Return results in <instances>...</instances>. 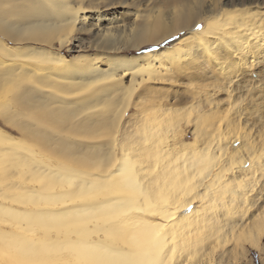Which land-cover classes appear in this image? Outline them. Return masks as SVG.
I'll use <instances>...</instances> for the list:
<instances>
[{
	"label": "bare ground",
	"instance_id": "obj_1",
	"mask_svg": "<svg viewBox=\"0 0 264 264\" xmlns=\"http://www.w3.org/2000/svg\"><path fill=\"white\" fill-rule=\"evenodd\" d=\"M263 241L264 0H0V264Z\"/></svg>",
	"mask_w": 264,
	"mask_h": 264
},
{
	"label": "rangeland",
	"instance_id": "obj_2",
	"mask_svg": "<svg viewBox=\"0 0 264 264\" xmlns=\"http://www.w3.org/2000/svg\"><path fill=\"white\" fill-rule=\"evenodd\" d=\"M116 10H111V14L112 13H115ZM117 12V11H116ZM121 12V11H120ZM128 20V19H126ZM79 35H81L82 39L80 40H77V38L79 37ZM88 37V38H87ZM91 37V36H90ZM89 36L87 35H83V34H76L75 35V41L73 40V42L71 43L70 47H69V51L66 50L65 51V54L68 55V56H71L73 54H76V51H78L79 49H81L82 47V51L85 52V53H93V52H86L87 50L85 48H87L89 46V41L91 40ZM88 42V43H87ZM87 45V46H86ZM81 46V47H80ZM78 48V49H77ZM226 99V94L224 92H221L218 96H217V100L221 101L223 99ZM233 114H234V111H233ZM131 115V114H130ZM187 133L190 134V139L192 140V126L190 125L187 130H186ZM263 249H264V241H263ZM231 248H229L230 250ZM252 255L249 253L247 255V258L245 259V261L242 262V264H264V250H262V252H259V251H251Z\"/></svg>",
	"mask_w": 264,
	"mask_h": 264
},
{
	"label": "snow or ice",
	"instance_id": "obj_3",
	"mask_svg": "<svg viewBox=\"0 0 264 264\" xmlns=\"http://www.w3.org/2000/svg\"><path fill=\"white\" fill-rule=\"evenodd\" d=\"M198 28H202L203 26L202 25H197Z\"/></svg>",
	"mask_w": 264,
	"mask_h": 264
}]
</instances>
